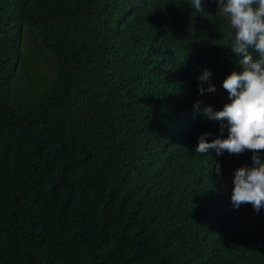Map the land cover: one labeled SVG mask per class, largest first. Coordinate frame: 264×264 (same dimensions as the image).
Wrapping results in <instances>:
<instances>
[{
  "label": "trees",
  "instance_id": "trees-1",
  "mask_svg": "<svg viewBox=\"0 0 264 264\" xmlns=\"http://www.w3.org/2000/svg\"><path fill=\"white\" fill-rule=\"evenodd\" d=\"M188 3L0 0V264H264L221 172L253 153L195 151L234 30Z\"/></svg>",
  "mask_w": 264,
  "mask_h": 264
},
{
  "label": "clouds",
  "instance_id": "clouds-1",
  "mask_svg": "<svg viewBox=\"0 0 264 264\" xmlns=\"http://www.w3.org/2000/svg\"><path fill=\"white\" fill-rule=\"evenodd\" d=\"M218 12L227 14L234 30L231 50L238 57V71H233L224 81L223 89L228 93L229 103L222 110L197 101L194 109L202 111L204 117L219 122L220 137L209 142L213 133L202 134L196 153L205 154L215 150L218 155L253 153L252 166L235 170L231 203L238 209L251 204L259 213L264 208V0H217ZM196 13L203 12L202 0H189ZM253 53L257 54L254 57ZM212 73L205 70L198 78L199 94L215 93L216 87L208 83ZM227 138H223L225 130ZM219 172V166L217 168Z\"/></svg>",
  "mask_w": 264,
  "mask_h": 264
},
{
  "label": "rangeland",
  "instance_id": "rangeland-1",
  "mask_svg": "<svg viewBox=\"0 0 264 264\" xmlns=\"http://www.w3.org/2000/svg\"><path fill=\"white\" fill-rule=\"evenodd\" d=\"M40 86H42L40 84ZM221 172L224 175V186L225 188L234 187V173L230 165H226L221 169ZM241 211L246 217L247 224L252 228L257 235L264 236V208L257 213L251 204L241 205Z\"/></svg>",
  "mask_w": 264,
  "mask_h": 264
}]
</instances>
